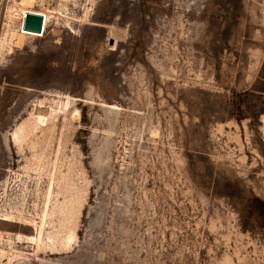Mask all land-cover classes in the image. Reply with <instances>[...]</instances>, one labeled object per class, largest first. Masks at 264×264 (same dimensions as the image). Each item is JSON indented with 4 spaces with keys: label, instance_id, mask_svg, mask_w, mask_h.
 <instances>
[{
    "label": "rangeland",
    "instance_id": "1",
    "mask_svg": "<svg viewBox=\"0 0 264 264\" xmlns=\"http://www.w3.org/2000/svg\"><path fill=\"white\" fill-rule=\"evenodd\" d=\"M0 264H264V0H0Z\"/></svg>",
    "mask_w": 264,
    "mask_h": 264
},
{
    "label": "bare ground",
    "instance_id": "2",
    "mask_svg": "<svg viewBox=\"0 0 264 264\" xmlns=\"http://www.w3.org/2000/svg\"><path fill=\"white\" fill-rule=\"evenodd\" d=\"M28 9H25V10H23L22 11V13H21V19H20V25H19V29H20V31L22 32V33H27V34H32V35H35V37H36V35H40L42 32L41 31H43V29H44V26H45V23H46V20H47V15L45 14V13H42V12H39V11H36V12H33V11H27ZM38 12V13H37ZM25 13V14H24ZM29 13H36V14H39V16H40V20H39V25L41 24V33L39 32V31H35V29H33V28H35L36 27V25H37V22H35V21H25V24H26V26L27 27H23L22 26V21H24V18H25V16H26V18L28 19V18H33V16H31V15H29ZM23 15H24V17H23ZM44 19V20H43ZM42 26H43V28H42ZM24 30H26V31H24ZM27 31H31V32H37V34H35V33H30V32H27ZM26 239H29V240H37V236L36 237H34V236H30V237H27Z\"/></svg>",
    "mask_w": 264,
    "mask_h": 264
},
{
    "label": "water",
    "instance_id": "3",
    "mask_svg": "<svg viewBox=\"0 0 264 264\" xmlns=\"http://www.w3.org/2000/svg\"><path fill=\"white\" fill-rule=\"evenodd\" d=\"M29 15H31V16H33V18H26V16H25V18H24V21H23V23H22V26L23 27H27L26 26V24H25V21H35V22H37V25H36V27L35 28H33V29H35V31H41V24L39 25V20H40V16H39V14H36V13H29Z\"/></svg>",
    "mask_w": 264,
    "mask_h": 264
}]
</instances>
